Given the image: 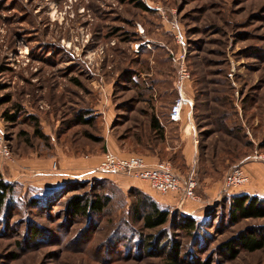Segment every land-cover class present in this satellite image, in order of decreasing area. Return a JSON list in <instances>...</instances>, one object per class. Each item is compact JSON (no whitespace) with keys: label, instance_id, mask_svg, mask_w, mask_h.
<instances>
[{"label":"rangeland","instance_id":"rangeland-1","mask_svg":"<svg viewBox=\"0 0 264 264\" xmlns=\"http://www.w3.org/2000/svg\"><path fill=\"white\" fill-rule=\"evenodd\" d=\"M173 21L190 72L188 131L196 150L189 163L182 154L186 113L178 122L168 116L177 96ZM85 114L89 123L79 120ZM153 117L163 134L151 129ZM35 122L44 138L34 134ZM0 127L13 162L58 160L59 152L76 156L71 170L84 171L83 159L93 164L116 142L127 154L168 161L183 179L192 175L199 202H207L189 235L169 223L143 228L130 216L129 188L109 178L82 177L85 185L65 195L112 192L114 202L89 223L62 217L61 202L51 215L38 213L27 205L33 187L10 180L0 264H166L160 254L167 248L142 249L149 236L178 241L182 264H264L262 250L233 257L222 245L232 239L236 249L237 232L264 228V218L230 225L224 196L214 198V183L231 167L264 153V0H0ZM8 165L0 159L4 178L12 176ZM32 225L43 233L26 243Z\"/></svg>","mask_w":264,"mask_h":264},{"label":"trees","instance_id":"trees-1","mask_svg":"<svg viewBox=\"0 0 264 264\" xmlns=\"http://www.w3.org/2000/svg\"><path fill=\"white\" fill-rule=\"evenodd\" d=\"M4 117L11 121L14 119V114H5ZM89 117L83 115L79 117L80 122L89 123ZM34 134L39 138H44V134L37 127L38 122H35ZM150 127L152 130L163 134V127L156 117H153L150 121ZM140 155V154H139ZM94 181V180H92ZM104 179H96L98 185ZM107 181V180H106ZM14 182L7 180L0 175V210H3L12 201V193L14 189ZM85 185L83 181L75 180L67 182L65 185L59 188H46L40 189L33 187V193L27 199V205L36 210L40 214L53 212V206L58 202L62 203L63 216L67 220L90 222L94 217L101 215L109 208L114 202V196L112 192L102 193H72L69 196L65 195L69 192L76 191ZM129 195L133 197L129 205V213L132 219L136 222H141L142 227L146 229H155L166 223L173 224L176 229L192 235L197 230V218L190 214H182L179 209H172L170 207L161 205L150 194L141 191L137 187H131L128 189ZM224 204L227 206L226 220L230 225H233L241 220L246 219H260L264 218V196L249 193H224ZM65 198L62 199L61 198ZM61 200V201H60ZM60 218V216L58 217ZM260 226H250L237 232L235 249L232 245L233 240L223 242V246L226 247L228 252L233 256H237L240 250L256 251L262 250L264 252V237L263 230ZM43 230L37 226L32 225L27 230L26 243L34 242L37 238L42 236ZM165 236V235H164ZM149 239V240H148ZM148 239H143V242L147 240V246L145 243L141 245L144 250L145 247L150 249L151 247L161 246V251H164V247L167 251H164L163 256L166 264H182L180 260L181 245L176 240L165 241L160 238H153L150 236ZM162 243V244H161ZM149 252V250H148Z\"/></svg>","mask_w":264,"mask_h":264},{"label":"built area","instance_id":"built-area-1","mask_svg":"<svg viewBox=\"0 0 264 264\" xmlns=\"http://www.w3.org/2000/svg\"><path fill=\"white\" fill-rule=\"evenodd\" d=\"M170 31L178 46L175 52L170 51L176 69L174 84L177 96L170 105L168 116L171 121L178 122L182 120L184 113L192 119L193 99L187 93L190 72L186 64L184 35L175 21L170 23ZM139 32L143 33V30H139ZM0 159L7 163H12L14 160L1 127ZM247 160L264 162V153H256L253 158ZM52 169H57L56 161L52 163ZM92 171L95 173L123 174L147 182L148 186L157 193H176L179 196L180 207L185 201L199 202L201 200L195 191L196 181L193 176L189 175L188 178L183 179L175 173L168 161H157L154 164H149L146 162L145 157L139 154L132 153L121 157L105 150L102 159L93 167ZM248 183L249 176L241 164L231 167L223 177L220 195L235 192Z\"/></svg>","mask_w":264,"mask_h":264},{"label":"crops","instance_id":"crops-1","mask_svg":"<svg viewBox=\"0 0 264 264\" xmlns=\"http://www.w3.org/2000/svg\"><path fill=\"white\" fill-rule=\"evenodd\" d=\"M183 121L186 123L183 128L184 135L182 139L184 140V145L182 148V154L187 163L191 161L193 153L195 152V144L193 145L192 138L193 132L188 131L191 129L192 119H190L187 114L184 115ZM183 123V122H181ZM187 127V128H186ZM106 150H109L115 153L118 156H126L127 152L123 149H120L116 142H111L107 144ZM57 159H54V156H43L37 157L31 155L30 157H25L21 160H15L13 163H8V173L12 176L6 178L7 180L18 181L23 185H29L35 188L46 189V188H59L65 185L67 182L81 180L80 178H99L105 177L112 179L114 182H117L120 187L123 189L130 187H137L141 191L150 194L158 203L161 205L170 207L172 209H181L185 214H190L195 216L196 214H203L204 208L202 209L203 203L201 202H191L185 201V203L179 206V196L176 193L169 195H155L152 192V189L148 186L147 182L141 181L135 178L127 177L123 174H109V173H95L92 171L93 167L99 163L102 159L103 154L96 160L93 164L83 159L82 165L84 166V171H73L76 165H78V159L76 156L71 155L68 160H65L64 157L58 152ZM145 160L149 164H154L159 160L157 156L146 155ZM57 162V169H52V163ZM11 164V165H10ZM68 165H72L70 168ZM88 166V167H87ZM242 168L249 176V183L246 184L240 193H249L256 194L259 196H264V162L263 161H250L246 160L241 163ZM222 182L219 181L217 184L214 183V198L216 194L220 191ZM161 194V193H160ZM207 204V202L205 203Z\"/></svg>","mask_w":264,"mask_h":264},{"label":"bare ground","instance_id":"bare-ground-1","mask_svg":"<svg viewBox=\"0 0 264 264\" xmlns=\"http://www.w3.org/2000/svg\"><path fill=\"white\" fill-rule=\"evenodd\" d=\"M27 49V48H26ZM187 128V127H186Z\"/></svg>","mask_w":264,"mask_h":264}]
</instances>
